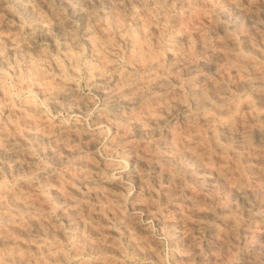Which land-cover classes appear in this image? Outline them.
I'll use <instances>...</instances> for the list:
<instances>
[{
    "label": "rangeland",
    "instance_id": "1",
    "mask_svg": "<svg viewBox=\"0 0 264 264\" xmlns=\"http://www.w3.org/2000/svg\"><path fill=\"white\" fill-rule=\"evenodd\" d=\"M263 52L264 0H0V255L264 264V137L228 133L264 131Z\"/></svg>",
    "mask_w": 264,
    "mask_h": 264
},
{
    "label": "bare ground",
    "instance_id": "2",
    "mask_svg": "<svg viewBox=\"0 0 264 264\" xmlns=\"http://www.w3.org/2000/svg\"><path fill=\"white\" fill-rule=\"evenodd\" d=\"M78 1V0H77ZM76 2V1H75ZM84 2V1H83ZM80 3V2H79ZM81 4V3H80ZM78 5V4H77ZM82 5V4H81ZM264 53V52H263ZM262 53V54H263ZM263 56V55H262ZM153 65V64H152ZM254 66V64H253ZM253 68V67H252ZM257 69V68H256ZM258 70V69H257ZM119 83V82H118ZM126 86V85H125ZM124 86V87H125ZM120 88V87H119ZM135 88V87H134ZM118 89V87L116 88ZM122 89V88H121ZM121 89L119 90L121 92ZM127 89V88H126ZM132 89V87H131ZM129 88V90H131ZM129 90L127 92H129ZM118 91V92H119ZM133 91V90H131ZM115 92V91H114ZM119 92V93H120ZM124 92V91H123ZM134 92V91H133ZM113 93V92H111ZM117 93V92H115ZM125 93V92H124ZM118 94V93H117ZM126 94V93H125ZM124 94V95H125ZM128 94V93H127ZM130 94V93H129ZM112 95V94H111ZM113 96V95H112ZM114 97V96H113ZM120 97H122L120 95ZM116 98V97H115ZM127 98V96H126ZM264 98L263 96H257L255 99H248L246 102H244L243 107L247 110H249L250 113H252V116L254 118V121H261L264 120V101H262V99ZM118 99V98H117ZM136 99V98H135ZM259 99V100H257ZM116 100V99H115ZM122 100V99H121ZM235 98L231 97L230 95L225 96V91H218V94H213L210 97H206V99H202L200 101V111H201V121L202 122H207L208 120H210L213 117V112L214 109H218L217 111L220 112H228L230 110H236L238 108V104L234 101ZM123 101V100H122ZM129 101V98H128ZM113 102V100H112ZM118 102H120L118 100ZM131 102V101H130ZM126 103V101L124 102ZM122 103V104H124ZM129 103V102H128ZM127 103V105H129ZM139 103V101H138ZM121 104V105H122ZM131 104V103H130ZM132 105V104H131ZM116 106V105H115ZM120 106V105H119ZM112 107V106H111ZM115 108V107H113ZM222 108V109H221ZM117 109V108H116ZM221 109V110H219ZM253 109L255 111H253ZM113 110V109H112ZM110 110V111H112ZM109 111V110H108ZM109 113V112H107ZM106 113V114H107ZM112 113V112H110ZM109 113V114H110ZM114 114V113H113ZM109 116V115H108ZM112 116V115H111ZM112 118V117H111ZM215 118V117H214ZM210 122V121H209ZM231 129V130H230ZM228 128V133L231 135V138H239L240 140L244 141V142H248L251 141L253 139L258 138V140H260L261 138L264 137V131H261V129L259 127H254L253 125L250 126H245L242 130H240L239 132L235 129L232 128ZM218 140L220 138H217ZM223 140V139H222ZM217 141V140H216ZM220 141V140H219ZM218 144V143H217ZM216 144V145H217ZM188 171V170H187ZM209 180V179H207Z\"/></svg>",
    "mask_w": 264,
    "mask_h": 264
},
{
    "label": "clouds",
    "instance_id": "3",
    "mask_svg": "<svg viewBox=\"0 0 264 264\" xmlns=\"http://www.w3.org/2000/svg\"><path fill=\"white\" fill-rule=\"evenodd\" d=\"M214 7V5L212 6ZM208 7H197L195 5L189 4L186 7H182L181 9L178 10V13H173V14H180L185 17L187 14V18L190 20L193 17L196 16V14L200 11L206 10ZM13 76L16 77L17 81L20 80V77L16 76L15 71L13 70ZM8 80V77L5 78ZM253 111H255L253 109ZM239 116V115H237ZM106 161L107 160H115V158L110 154V153H105L102 156ZM7 227V225H5ZM6 237L9 240V244L11 246H5L3 249L2 255H0V264H21V261H24V264H31V254L30 253H22L20 251L21 249V244L18 242H14L9 234L6 233ZM25 243H31L30 241H27ZM50 246H54L55 242H49ZM67 253H72L73 249L72 248H66ZM42 259V257H41ZM69 264H74V261L79 260V257H74L73 255L68 256Z\"/></svg>",
    "mask_w": 264,
    "mask_h": 264
}]
</instances>
